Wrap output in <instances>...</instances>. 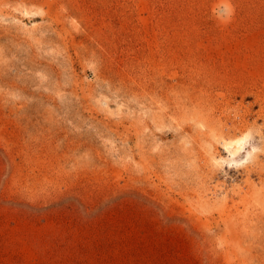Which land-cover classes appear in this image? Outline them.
I'll use <instances>...</instances> for the list:
<instances>
[{
	"label": "rangeland",
	"instance_id": "obj_1",
	"mask_svg": "<svg viewBox=\"0 0 264 264\" xmlns=\"http://www.w3.org/2000/svg\"><path fill=\"white\" fill-rule=\"evenodd\" d=\"M0 264H264V0H0Z\"/></svg>",
	"mask_w": 264,
	"mask_h": 264
},
{
	"label": "bare ground",
	"instance_id": "obj_2",
	"mask_svg": "<svg viewBox=\"0 0 264 264\" xmlns=\"http://www.w3.org/2000/svg\"><path fill=\"white\" fill-rule=\"evenodd\" d=\"M245 131L239 133L238 135L234 136L231 139H224L223 140V147L227 150L228 154H235L237 153L248 140L249 131ZM214 156V155H213ZM216 158V157H215Z\"/></svg>",
	"mask_w": 264,
	"mask_h": 264
}]
</instances>
